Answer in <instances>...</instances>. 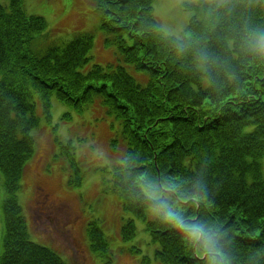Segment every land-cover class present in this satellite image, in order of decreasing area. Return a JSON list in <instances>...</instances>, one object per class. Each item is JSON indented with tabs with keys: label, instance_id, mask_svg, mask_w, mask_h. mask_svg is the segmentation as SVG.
<instances>
[{
	"label": "trees",
	"instance_id": "obj_1",
	"mask_svg": "<svg viewBox=\"0 0 264 264\" xmlns=\"http://www.w3.org/2000/svg\"><path fill=\"white\" fill-rule=\"evenodd\" d=\"M93 1L120 59L86 73L91 33L52 42L24 0L0 2V264H68L31 240L18 201L37 97L49 121L53 97L78 112L99 100L120 120L125 152L108 188L130 215L124 239L138 218L160 264H264V0L186 3L179 37L163 31L153 0ZM90 223V245L106 246L97 251L111 264Z\"/></svg>",
	"mask_w": 264,
	"mask_h": 264
},
{
	"label": "rangeland",
	"instance_id": "obj_2",
	"mask_svg": "<svg viewBox=\"0 0 264 264\" xmlns=\"http://www.w3.org/2000/svg\"><path fill=\"white\" fill-rule=\"evenodd\" d=\"M0 2L8 4V0ZM185 2L197 0L153 1L154 15L167 34L183 33L193 14L184 8ZM24 8L45 18L52 42L73 39L82 32L94 36L91 59L82 72H88L95 64L119 63L117 47L105 42L93 0H24ZM62 43L65 42H58ZM126 66L135 75L131 66ZM36 100L40 122L32 130L35 150L26 164L18 191L31 240L55 250L68 264H105L97 248L104 252L101 248L107 250L106 246H98L100 243L91 246L87 236L90 222L98 221L108 240L111 264H160L155 254L159 244L151 240L145 221L135 218L136 236L124 239L122 227L130 215L124 211L120 198L107 190L113 168L125 152L120 120L99 104L76 112L53 97L49 122L42 114L39 97ZM67 113L71 115L69 118L63 116ZM74 165H79L81 170L77 171L79 186L70 182ZM1 188L0 252L5 197Z\"/></svg>",
	"mask_w": 264,
	"mask_h": 264
},
{
	"label": "bare ground",
	"instance_id": "obj_3",
	"mask_svg": "<svg viewBox=\"0 0 264 264\" xmlns=\"http://www.w3.org/2000/svg\"><path fill=\"white\" fill-rule=\"evenodd\" d=\"M214 40H216V38Z\"/></svg>",
	"mask_w": 264,
	"mask_h": 264
}]
</instances>
